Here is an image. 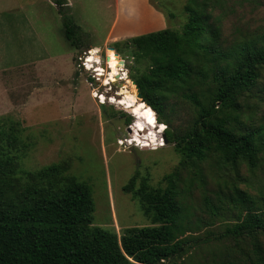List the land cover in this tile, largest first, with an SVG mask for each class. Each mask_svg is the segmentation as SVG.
<instances>
[{"label": "rangeland", "instance_id": "rangeland-1", "mask_svg": "<svg viewBox=\"0 0 264 264\" xmlns=\"http://www.w3.org/2000/svg\"><path fill=\"white\" fill-rule=\"evenodd\" d=\"M128 1L120 0V4L125 6ZM148 1L165 18V29L181 33L188 0ZM70 2L68 16L82 33L83 47L78 51L65 40L59 7L52 0H0V120L7 130L13 126L18 135L17 150L9 152L15 158L17 176L66 164V174L91 189L92 226L118 237L126 229L159 226L145 216L139 199L124 190L131 179L134 189L143 183L162 190L174 185L183 209L181 229L201 240L176 259V264L183 260L191 264H264V234L258 232L255 239L243 235L216 240L242 212L232 199L236 187L260 207L264 203V67L259 69L254 87L238 97V111L231 113V126L238 133L263 130L257 167L250 169L242 162L234 168L216 156L183 162L175 141L191 130L197 116V108L184 95L196 93L205 103L210 102L212 74L207 73L205 83L193 81L192 89L169 94L161 105V121L156 116L157 122L148 120L147 127L139 120L144 107L142 98H137L140 89L134 79L146 74L148 58L137 57L135 48L120 46L117 52L112 47L115 42L103 43L114 17V0ZM212 2V20L220 28L222 51L264 37V0ZM108 55L119 59H107ZM46 56L55 62L43 64L41 59ZM24 75L31 85L27 89L20 85ZM124 87L137 98L133 109L124 108L115 96ZM94 93L107 100L100 104ZM111 96L116 104L109 103ZM214 109L219 117L226 116L218 103ZM132 124L139 134L132 135ZM156 124H160L159 130ZM167 131L174 142H164L162 135L166 140ZM144 133L158 136L157 141Z\"/></svg>", "mask_w": 264, "mask_h": 264}, {"label": "trees", "instance_id": "trees-1", "mask_svg": "<svg viewBox=\"0 0 264 264\" xmlns=\"http://www.w3.org/2000/svg\"><path fill=\"white\" fill-rule=\"evenodd\" d=\"M52 1L59 7L65 40L78 51L83 47L80 27L68 16L65 0ZM212 9V0H188L183 7L186 21L181 33L164 29L115 42L112 47L117 52L120 46L135 48L137 57L150 62L146 74L134 79L146 104L139 120L147 127L148 120L157 122L156 116L161 121V105L169 94L192 89L193 81L205 83L207 73H211L210 102L205 103L196 93L184 95L197 108V116L191 130L175 141L176 151L183 162H202L216 156L219 162L234 168L243 162L254 169L263 130L238 133L231 126V113L238 111V97L254 87L259 69L264 67V37L222 51L220 28L212 20ZM206 64L211 65L209 69ZM115 96L124 108L133 109L137 104V98L125 87ZM109 103L116 104L114 100ZM217 103L224 118L216 114ZM5 127L0 120V264H176L192 244L201 241L181 229L183 209L174 185L162 190L143 183L134 189V179L124 190L139 199L145 216L159 226L126 229L120 237L92 226L90 187L67 175L66 164H52L17 176V164L9 152L17 150L18 135L13 126L10 130ZM131 131L132 135L140 133L133 124ZM142 135L157 141L158 136ZM165 137L168 143L174 142L168 131ZM168 179L173 181L172 177ZM234 194L232 199L245 214L241 212L237 222L216 235V240L243 235L255 239L258 232L264 234V203L260 207L237 187ZM183 261L180 264H191Z\"/></svg>", "mask_w": 264, "mask_h": 264}, {"label": "crops", "instance_id": "crops-1", "mask_svg": "<svg viewBox=\"0 0 264 264\" xmlns=\"http://www.w3.org/2000/svg\"><path fill=\"white\" fill-rule=\"evenodd\" d=\"M70 1L65 0L69 8L72 7ZM113 8L114 17L103 43L117 42L166 28L165 18L148 0H129L125 6L120 4V0H114ZM46 57L41 59L43 64L55 62L53 58ZM20 85L24 89L31 86L25 75L21 78Z\"/></svg>", "mask_w": 264, "mask_h": 264}, {"label": "bare ground", "instance_id": "bare-ground-1", "mask_svg": "<svg viewBox=\"0 0 264 264\" xmlns=\"http://www.w3.org/2000/svg\"><path fill=\"white\" fill-rule=\"evenodd\" d=\"M88 58V57H87ZM90 58V57H89ZM107 59H110V58H116V59H119L118 58V56H116V55H108L107 57H106ZM120 62V61H119ZM93 97L94 98H97L98 99V102L100 103V104H102V103H104L106 100H107V97H105L104 95H100L99 96V94L98 93H94L93 94ZM112 97V99L111 100H115V98H114V96H111ZM142 102V101H141ZM143 103V105H142V108L144 107V102H142ZM146 105V104H145ZM149 107V106H148Z\"/></svg>", "mask_w": 264, "mask_h": 264}, {"label": "water", "instance_id": "water-1", "mask_svg": "<svg viewBox=\"0 0 264 264\" xmlns=\"http://www.w3.org/2000/svg\"><path fill=\"white\" fill-rule=\"evenodd\" d=\"M108 49H110V50H113L112 48H108ZM106 59V58H105ZM120 63L123 65V61H120ZM138 90V89H137ZM137 98H139V99H141V95H140V92H139V90H138V94H137ZM142 101V100H141ZM143 102V101H142ZM156 130H159L160 129V124H156ZM162 138H163V140H164V142L166 143V140H165V138H164V136L162 135Z\"/></svg>", "mask_w": 264, "mask_h": 264}]
</instances>
